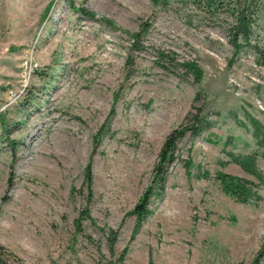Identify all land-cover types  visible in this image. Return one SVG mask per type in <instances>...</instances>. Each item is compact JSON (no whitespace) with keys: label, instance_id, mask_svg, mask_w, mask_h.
Returning <instances> with one entry per match:
<instances>
[{"label":"rangeland","instance_id":"obj_1","mask_svg":"<svg viewBox=\"0 0 264 264\" xmlns=\"http://www.w3.org/2000/svg\"><path fill=\"white\" fill-rule=\"evenodd\" d=\"M259 6L236 48L232 19L186 0H0V264H264ZM200 111L139 224L167 136Z\"/></svg>","mask_w":264,"mask_h":264},{"label":"trees","instance_id":"obj_2","mask_svg":"<svg viewBox=\"0 0 264 264\" xmlns=\"http://www.w3.org/2000/svg\"><path fill=\"white\" fill-rule=\"evenodd\" d=\"M192 3L197 9L204 12L211 19L223 20L227 22L232 19L230 23V36L231 43L240 47V37L243 36L244 39H250L253 28L256 25L258 14L260 12L259 0H186ZM223 16H227L223 18ZM169 54L164 52L159 53V64H162L165 70H169L168 66L165 64H175V59ZM180 64V63H179ZM182 65V64H181ZM184 66V65H183ZM186 126L182 124L181 127L173 130L166 138L163 148L160 152L159 162L155 168V179L157 180V186H151L140 203L136 207V214L138 218V223L142 224L149 216L150 211L148 205L150 202V197L157 189V191H162L165 187V182L167 180V175L169 167L175 162L176 154L179 148V144L184 139V137L191 133L193 136L199 135L203 130L204 120L202 118V112L193 114L189 113L186 117ZM260 138L262 143H264V127H261ZM222 183L226 191L236 197H244V189H246V184H241L237 179H232L228 177L222 178ZM88 215V214H87ZM89 216V215H88ZM110 251L115 254V244L117 241V233L115 231L110 232ZM0 251H3V246L0 245ZM264 251H261V253ZM126 251L121 255L120 261L122 262L126 256ZM2 260L0 259V262ZM253 264H263V258L258 257L254 260Z\"/></svg>","mask_w":264,"mask_h":264}]
</instances>
